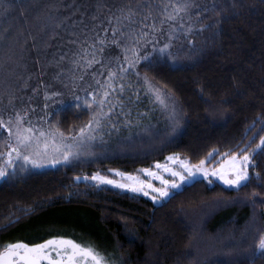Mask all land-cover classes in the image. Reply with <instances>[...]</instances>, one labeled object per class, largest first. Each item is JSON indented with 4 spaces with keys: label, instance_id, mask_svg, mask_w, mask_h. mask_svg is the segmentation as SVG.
Masks as SVG:
<instances>
[{
    "label": "trees",
    "instance_id": "trees-1",
    "mask_svg": "<svg viewBox=\"0 0 264 264\" xmlns=\"http://www.w3.org/2000/svg\"><path fill=\"white\" fill-rule=\"evenodd\" d=\"M187 2L199 7L168 20L163 6L169 0H0V66L21 56L13 62L21 68V108H46L48 133L59 129L63 143L81 144L52 168L21 158L7 167L0 178V242L36 218L78 210L106 234L118 264H264L256 248L264 233V151L253 156L240 187L198 179L159 205L83 181L109 169L153 168L176 154L213 168L221 153L242 154L264 137V0ZM128 9L133 15L126 19ZM113 27L126 35L95 53L108 64L99 84L81 90L75 80L88 67L73 63L76 53L110 41ZM124 45H136L148 59L130 67ZM109 68L118 73L104 106L112 111L91 133L94 139L81 143L78 131L98 107ZM7 140L0 129V152ZM5 160L0 157V165Z\"/></svg>",
    "mask_w": 264,
    "mask_h": 264
},
{
    "label": "snow or ice",
    "instance_id": "snow-or-ice-1",
    "mask_svg": "<svg viewBox=\"0 0 264 264\" xmlns=\"http://www.w3.org/2000/svg\"><path fill=\"white\" fill-rule=\"evenodd\" d=\"M169 7H171V12L168 11ZM198 7L199 5H195L194 3L189 4L187 0H184V2H181V0H169V3L163 6V10L168 20H176L180 13L187 14L191 8ZM132 15V10L128 9L125 18H131ZM148 15H151L150 8L145 19H147ZM116 19L119 22L120 18L116 17ZM163 22L164 21H161V23ZM152 27L155 29V25H152ZM105 31H107V29H105ZM119 31L117 27H113L112 39L110 41H108L107 38L99 39V48L96 44L90 45L89 48H82L80 53H76L80 59L74 60L73 63L79 64L80 60H83L85 62L84 67H91L93 64L97 63L98 61L95 53L97 51L102 53L103 46L106 43H121V37L126 34L121 33L120 36H117L116 34ZM146 35L147 33L141 34V36ZM169 46V44H165L160 51L163 52L165 49L169 48ZM123 51L124 61L127 62L130 67H135L142 59H148L147 55L141 56L139 54L136 45H133L131 48L124 45ZM117 63H119V61H117ZM126 71V69L120 68V72ZM117 75V72L112 71L110 68L108 69L105 84L101 86L103 94L97 101L98 107L92 112V116L87 123L80 127L78 131V136L81 141L94 139L91 133L101 126V118L106 117L108 113L112 111V106L108 107L107 112L104 111V106L110 94L109 89L114 88L112 80L117 77ZM137 75H139V73H137ZM81 79H83V77H81ZM145 81L148 83L149 89L156 93V99L164 103L161 90L151 85V83L147 81V77H145ZM97 83L99 84V81H97ZM123 90L124 86L120 85V91L122 92ZM93 99L95 100V96ZM13 127L15 128L14 132ZM0 128L6 129L8 133V140L5 145L7 151L0 152V157H6L5 163L0 165V178L8 174L7 167L13 165L17 158H22L26 163L30 162L34 166H39L42 161L48 162L44 161V157L47 155L49 149V141L48 139H44L43 142H41V138L46 136L53 137L51 144L55 146V151H60L63 145V137L65 136V133L59 129L56 130V133L49 132L46 134L42 130L34 131L32 127H24L23 119L19 113L16 114L15 124L12 123L11 118H9L7 122L0 118ZM57 133L61 137L60 145H57L55 139ZM29 149H34V151H30ZM240 151L242 154H238L237 152H232L230 155L221 153L222 160L217 163L216 167L211 169L206 167L205 159H201L197 164H191L188 160H180L178 154L167 157L166 159L168 161H179L181 165V170L179 171L169 167L167 164L157 162L156 169H162L164 172L169 173L173 179H166L159 171H154L151 168H144L141 170L142 173L146 174L149 178H141L132 173H125L117 169H112L110 171L121 179H114L100 173L93 174L90 179L98 184L113 185L121 189H130L133 192H142L146 196L151 195L154 201L168 197L170 195V189L180 187L182 182L192 178L196 174H202L206 179L209 178V176L218 177L226 185L240 187L249 179V167L254 163L253 156L259 151H264V137L260 138V143L257 144L255 148H244ZM71 155L72 153L70 151H64L62 153V158L67 161ZM213 155L214 152L208 154L209 157ZM50 162L53 164L57 163L55 159ZM151 178L159 180L161 186L157 187L153 184ZM77 179L80 178L77 177ZM85 179H88V177H85ZM125 180L128 182H124ZM152 193H156V195H152ZM256 248L261 250L262 254H264V233L259 235ZM43 261H47L48 264H107L105 255L95 247L84 245L72 238L64 236H53L38 244H28L23 241H17L8 243L3 248H0V264H42Z\"/></svg>",
    "mask_w": 264,
    "mask_h": 264
},
{
    "label": "rangeland",
    "instance_id": "rangeland-1",
    "mask_svg": "<svg viewBox=\"0 0 264 264\" xmlns=\"http://www.w3.org/2000/svg\"><path fill=\"white\" fill-rule=\"evenodd\" d=\"M7 59H11V58H6V60L4 59L3 60L5 61L4 64L0 66V118L5 120L6 122L9 121V118H11L12 123L15 124L16 114L19 113L23 119L24 127H32L34 131L42 130L47 134L48 131L46 130L43 121L46 108H34L33 106L30 105L27 106L25 105L24 107L21 108V68L18 67L19 62L18 64H13V62H17L16 60H21V56L16 57L14 60H7ZM97 61H98L97 63L93 64V66H96L95 69L97 71H92L93 70L92 68L91 71L89 72L90 67H88L87 72H84L82 76L76 78L75 83L77 86L79 85L81 87V90H87V84L99 81L100 74H102L103 71H105L106 68L105 66L108 64V62H106L105 60H97ZM81 77H83V79H81ZM22 89L24 90L25 88ZM0 129H3L7 133L6 129L4 128H0ZM14 131L15 128L13 127V132ZM52 138L53 137L51 136H46L41 138V142H43L44 139H48L49 141V149L47 155L44 157V161H48V162L42 161L39 166H34L30 162H28V164L31 167L37 169H42L46 167L52 168L62 162L63 163L67 162L62 158V153L64 151H70L72 153L70 157H72L73 155L77 154L78 148L81 145L79 141L75 140V141H71L68 144L63 143L60 151H55L54 150L55 146L51 144ZM55 139L57 141V145H60L61 141L56 137ZM83 142L84 141H81V143ZM29 150L34 151V149H29ZM57 156L60 157L57 158ZM170 156H174V155H170ZM53 159H55L57 163L54 164L51 163L50 161ZM179 159L183 160L180 157ZM161 164H167L169 167L177 171L181 170V165L179 161H168L167 159H165V161L161 162ZM208 168L211 169V167ZM142 169L144 168H140L137 170V172L132 174L140 176L141 178H149L147 177L146 174L142 173L141 171ZM151 169H153L154 171H159L160 174L163 175L166 179H173V177H171L169 173L164 172L162 169L159 170L156 169V164ZM110 170L112 169L108 170V175L106 174H102V175L110 176L111 178L118 180L121 179L119 176H117L115 173L111 172ZM93 174L88 176V179H84L83 181H87L88 183L100 187L102 186L111 187L114 189H118L120 191H126L140 195L148 199L154 205H159L164 200H166L172 193L180 190L183 185L190 184L198 179L216 181L222 186L228 187L230 189L237 188L234 186H229L224 184L223 181H221L218 177L209 176V178L206 179L202 174H196L192 178L182 182L180 187L175 189H170V195L168 197L154 201L152 200L151 195L146 196L142 192H133L130 189H121L119 187L108 184H98L97 182L92 181L90 179V177ZM151 179H152V183L155 184L157 187L161 186L159 180H156L154 178ZM124 182H128V181L125 180ZM152 195H156V193H152ZM82 214L84 213L78 210H64L36 218V220H32L28 223H24L22 226L18 227L14 231H11L7 235H5L0 242V248H3L8 243H14L17 241H23L28 244H38L53 236H64V237L72 238L84 245H91L95 247L97 250H99L102 254L105 255L107 264H118L116 253L113 250L111 242L106 236V234L98 228L95 221L91 220L87 215L82 216ZM258 252L262 253L261 250H258ZM42 264H48V262L43 261Z\"/></svg>",
    "mask_w": 264,
    "mask_h": 264
}]
</instances>
